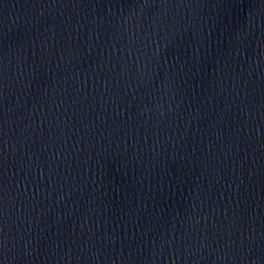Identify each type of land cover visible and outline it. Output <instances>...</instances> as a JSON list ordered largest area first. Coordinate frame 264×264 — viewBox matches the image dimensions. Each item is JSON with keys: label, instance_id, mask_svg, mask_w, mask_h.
I'll return each mask as SVG.
<instances>
[{"label": "water", "instance_id": "1", "mask_svg": "<svg viewBox=\"0 0 264 264\" xmlns=\"http://www.w3.org/2000/svg\"><path fill=\"white\" fill-rule=\"evenodd\" d=\"M0 230L2 264H261L264 0H0Z\"/></svg>", "mask_w": 264, "mask_h": 264}, {"label": "snow or ice", "instance_id": "2", "mask_svg": "<svg viewBox=\"0 0 264 264\" xmlns=\"http://www.w3.org/2000/svg\"><path fill=\"white\" fill-rule=\"evenodd\" d=\"M146 6V5H143ZM0 236H2V230H0ZM181 247H183V243L181 244ZM6 248V243L5 241L0 238V256L4 255V249ZM241 248H243V243L241 245ZM239 258V257H237ZM0 264H2V261H0ZM261 264H264V256L261 257Z\"/></svg>", "mask_w": 264, "mask_h": 264}]
</instances>
